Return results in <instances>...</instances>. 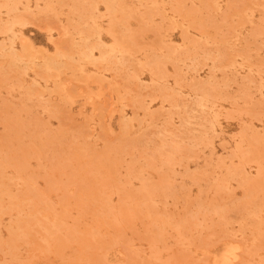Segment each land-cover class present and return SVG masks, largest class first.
<instances>
[{
    "label": "rangeland",
    "instance_id": "374dc122",
    "mask_svg": "<svg viewBox=\"0 0 264 264\" xmlns=\"http://www.w3.org/2000/svg\"><path fill=\"white\" fill-rule=\"evenodd\" d=\"M0 264H264V0H0Z\"/></svg>",
    "mask_w": 264,
    "mask_h": 264
}]
</instances>
